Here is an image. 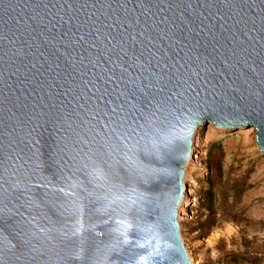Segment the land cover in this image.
I'll return each instance as SVG.
<instances>
[{
  "label": "water",
  "instance_id": "1",
  "mask_svg": "<svg viewBox=\"0 0 264 264\" xmlns=\"http://www.w3.org/2000/svg\"><path fill=\"white\" fill-rule=\"evenodd\" d=\"M206 123L264 154V0H0V264H191Z\"/></svg>",
  "mask_w": 264,
  "mask_h": 264
},
{
  "label": "rangeland",
  "instance_id": "2",
  "mask_svg": "<svg viewBox=\"0 0 264 264\" xmlns=\"http://www.w3.org/2000/svg\"><path fill=\"white\" fill-rule=\"evenodd\" d=\"M197 135L180 222L188 254L196 264H264V154L254 128L222 130L206 123ZM209 152L218 160L215 179ZM206 191L211 201L202 205Z\"/></svg>",
  "mask_w": 264,
  "mask_h": 264
},
{
  "label": "bare ground",
  "instance_id": "3",
  "mask_svg": "<svg viewBox=\"0 0 264 264\" xmlns=\"http://www.w3.org/2000/svg\"><path fill=\"white\" fill-rule=\"evenodd\" d=\"M203 125H205V124H202V125H200L197 129H196V131H195V134H194V143H193V145H192V156H191V158L189 159V161L186 163V165H185V168H184V177H183V182H184V193H183V197H182V200H181V203H180V205H179V207H178V218H177V220H178V222H179V225H181V219L184 217V213H185V202H186V199H187V188H188V186H187V180H189V170H188V166H189V164H190V162H191V160H193L194 159V156H195V147H196V145H195V143H197V142H199V140H198V135H197V133L199 132V130H200V128L203 126ZM255 130V129H254ZM256 144V143H255ZM256 147H257V149L259 150V148H258V145L256 144ZM187 250V249H186ZM187 254H188V252H187ZM188 258H189V260L191 261V264H196V262L195 261H193V259H192V257L188 254Z\"/></svg>",
  "mask_w": 264,
  "mask_h": 264
},
{
  "label": "trees",
  "instance_id": "4",
  "mask_svg": "<svg viewBox=\"0 0 264 264\" xmlns=\"http://www.w3.org/2000/svg\"><path fill=\"white\" fill-rule=\"evenodd\" d=\"M207 161H208V165H209L210 170H211L212 179H215L216 177H218L220 175L218 160L216 159V157L213 154H211L209 152L207 155ZM210 201H211L210 191H206L204 194V199L202 201V205H209Z\"/></svg>",
  "mask_w": 264,
  "mask_h": 264
}]
</instances>
